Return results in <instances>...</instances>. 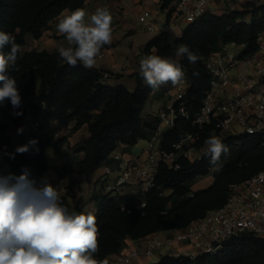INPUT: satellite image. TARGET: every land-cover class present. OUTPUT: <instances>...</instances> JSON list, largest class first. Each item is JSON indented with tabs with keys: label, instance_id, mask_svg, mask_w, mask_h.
<instances>
[{
	"label": "trees",
	"instance_id": "trees-1",
	"mask_svg": "<svg viewBox=\"0 0 264 264\" xmlns=\"http://www.w3.org/2000/svg\"><path fill=\"white\" fill-rule=\"evenodd\" d=\"M85 2L0 0V31L11 34L15 42L23 46L26 34L38 39L42 30L61 12L83 9ZM262 31L264 4L246 2L242 9L205 14L187 25L182 35L174 39V44L187 45L199 57L194 64L189 63L186 55L178 60L189 81L186 95L189 112L199 108L208 88L205 56L217 49L220 41L242 43L243 53H251L256 49V36ZM9 50L10 46H6L3 51ZM169 52L170 42L161 34L151 37L142 49L143 56L163 57ZM194 72L199 75L194 76ZM7 74L17 81L22 98L21 108L14 111L23 114L11 118L17 122L28 109L30 124L28 134L16 147L6 142L0 150V177L11 178L12 184L16 183V177L26 173L33 187L39 189L48 169L45 147L52 144L56 150L60 149L67 136L54 138L53 134L72 121L70 133L87 124L89 136L78 148L83 157L77 161L75 169L70 164L52 166L59 178L75 172L89 181L119 145H131L147 137L145 129L150 127L142 121L141 114L152 88L139 73L133 75L135 87L129 90L123 84H108L103 72L96 68L86 69L79 62L76 67H69L56 51L28 49L17 53L16 62L9 66ZM47 121L55 124L49 135L42 127ZM190 130L188 121L177 118L173 128L164 133L161 146L170 149ZM238 139L239 144L234 143L233 137L222 140L228 151L217 161L219 171L214 170L216 166L211 163L210 154L200 160L183 159L178 170L160 164L153 186L143 196L145 206L142 209H137L136 199L128 195L96 194L97 209L93 215L99 229V250L95 257L106 261L108 255L120 250L126 238L137 240L156 231L183 228L205 212L221 206L229 184L241 182L264 168V146L260 139L252 135H241ZM32 140L36 143L30 144ZM24 145H28L27 152H16L17 147ZM209 172L213 177L210 185L190 189L196 177ZM165 190L169 192L165 193ZM21 192L31 195L28 188H22ZM60 199L68 208L66 199ZM149 264H264V239L250 232H241L232 237L217 255L200 254L193 260L164 255Z\"/></svg>",
	"mask_w": 264,
	"mask_h": 264
},
{
	"label": "built area",
	"instance_id": "built-area-1",
	"mask_svg": "<svg viewBox=\"0 0 264 264\" xmlns=\"http://www.w3.org/2000/svg\"><path fill=\"white\" fill-rule=\"evenodd\" d=\"M213 1L170 0L164 3L159 0L155 9L143 8L137 17L151 35L169 38L172 34L176 39L187 25L211 13L208 6ZM218 1L223 2L220 7L223 11L242 9L246 2L264 4V0ZM160 12L164 13L163 19H159ZM174 39L170 51L175 46ZM243 48L242 43L220 41L218 48L205 56L209 82L197 110L189 112L186 109L189 87L186 75L182 84L172 87L170 101L152 117L141 148L142 157L125 158L122 152L114 150L110 155L114 166L105 164L103 168L105 177L100 181L101 193L134 197L135 207L142 209L145 206L143 196L153 186L157 167L164 164L178 170L183 159L200 160L207 153L205 140L210 135H216L221 141L233 137L235 144H239V136L252 135L264 146V31L256 36L255 51L244 54ZM101 56L102 53L98 57ZM177 118L188 121L191 130L167 150L161 146L163 135L173 128ZM44 185L42 180L38 187ZM134 185L140 186L136 193L131 188ZM52 186L59 194L67 192L66 186ZM96 209L97 204L90 212L94 214ZM241 232L264 239V168L241 182L229 184L221 206L205 212L183 228L156 231L135 240L132 247L117 252L114 260L107 264H133L138 257H152L163 248L168 250L164 255L189 260L205 253L217 255ZM175 244H185L189 249H175Z\"/></svg>",
	"mask_w": 264,
	"mask_h": 264
},
{
	"label": "clouds",
	"instance_id": "clouds-1",
	"mask_svg": "<svg viewBox=\"0 0 264 264\" xmlns=\"http://www.w3.org/2000/svg\"><path fill=\"white\" fill-rule=\"evenodd\" d=\"M112 22L106 6L98 7L90 17L82 8L63 15L56 25L67 43L57 50L60 58L69 67H76L79 62L86 69L93 68L101 49L112 43ZM6 46H10L8 52L3 51ZM19 51L15 38L0 31V106L10 102L14 110L21 108L22 98L17 81L7 73ZM176 54L186 55L192 64L199 59L184 44L177 46ZM139 74L153 90L168 82L178 86L185 77L176 60L154 54L140 59ZM12 114L23 113L13 111ZM23 130V127L17 129L18 134ZM205 145L206 154L211 155V163L216 166L214 170L219 171L217 161L228 151L227 147L214 134L205 140ZM27 151L28 145L16 149L18 153ZM10 180L0 177V264H106L105 260L95 257L99 250V229L93 213L70 211L51 184L37 189L26 173L16 177L15 184ZM22 188L30 189L31 195L22 194Z\"/></svg>",
	"mask_w": 264,
	"mask_h": 264
},
{
	"label": "crops",
	"instance_id": "crops-1",
	"mask_svg": "<svg viewBox=\"0 0 264 264\" xmlns=\"http://www.w3.org/2000/svg\"><path fill=\"white\" fill-rule=\"evenodd\" d=\"M158 2L159 0H86L83 9L88 14V17H90V15L94 13L98 7L105 6L109 9L113 17L112 43L110 45H105L101 49L100 53H102V56L97 57L96 65L93 67L103 72L105 81L108 84H123L129 90L134 89L135 77L133 75L139 73V61L143 57V46L154 35H151L148 32H146L147 34L141 32L139 29L133 26L131 20L133 17L136 18L138 16L141 8L155 9L158 5ZM222 4L223 2L215 0L209 4L208 8L210 5H213L215 8V13L213 14H221L224 12L223 9H220ZM70 13V11L64 10L61 12V14L51 20L42 30V34L38 39H34L29 34H26L25 44L28 42L32 44V47L29 49L47 50L49 52H58L57 50L60 46H67L64 36H62L57 31L56 25L58 20L62 18L63 15H68ZM177 46L178 44H175L173 51H170L168 55L163 57H170L178 62L182 55L177 56ZM172 87L173 85L166 83L162 84L157 90L152 89L150 92L141 114L142 121L147 126H150L154 113L159 108L164 107L165 104L167 105L170 101L173 90ZM6 104L7 103H5L4 106ZM73 123L74 121L70 122L69 129L62 128L53 134L54 138L66 135L67 139L58 150H56L53 145L50 144L53 147V153L50 156L51 162H48V158L46 156L48 169L43 174V181L45 184H59L61 187L66 186L67 192L61 193L59 196L60 198L64 197L66 199V202L69 205L68 209L70 211L72 209L73 201H76L79 197H83V199H85L86 193L88 191L90 192V190H88V184H93L91 179L88 181L84 175L77 174L75 172L69 173L64 177L59 178L52 169V166L54 165L61 166L63 164H70L75 169L77 161L83 157V152L79 151L78 148L83 145V141L89 136L88 126L87 124H84L77 131L70 133V127ZM29 125L24 122L22 124L24 130L19 134L17 129L20 127H17L15 131L13 127L2 130L0 135V150L6 142L11 143L12 147H16L20 143L21 139L28 134ZM54 126L55 124L52 121H47L42 124V127L47 135L50 134V131ZM147 131L148 129L146 127V134H148ZM139 140L143 141L144 143V139ZM136 143L131 145H119L115 151L122 152L123 157L125 158L142 157L140 153L141 146L140 148L136 149ZM62 158H65V160ZM104 163L109 166H114V162L110 156L107 157ZM83 182H86L85 186L87 189H82L81 186ZM131 188L135 190L134 193H136L140 186L134 185L131 186ZM89 192L88 195H90ZM71 195L74 197H71ZM93 200L95 201L94 197L90 199V202ZM134 244L135 240L126 238L123 240L121 248L118 252H123L127 248L132 247ZM174 247L175 249L179 250L189 249V246L185 244H175ZM167 251V249H162L161 251L157 252V259L155 260L158 261ZM115 255L116 253L108 255L106 262L111 263L114 260ZM151 261L152 257L146 258L144 256H140L133 262V264H149Z\"/></svg>",
	"mask_w": 264,
	"mask_h": 264
},
{
	"label": "rangeland",
	"instance_id": "rangeland-1",
	"mask_svg": "<svg viewBox=\"0 0 264 264\" xmlns=\"http://www.w3.org/2000/svg\"><path fill=\"white\" fill-rule=\"evenodd\" d=\"M141 10H142V8H141ZM141 10H140V12H141ZM209 11L211 13H215V8H214L213 5H210ZM163 18H164V13L160 12L159 19H163ZM141 21L142 20L140 18H138V17L134 18L133 17L132 20H131V23L133 24L134 27L139 29L141 32L146 33L147 30L145 29V27H144V25L142 24ZM174 38H175V36L171 34L169 36V38H168V41L171 43ZM31 47H32V44H30L28 42L25 45L20 46V51L19 52H24V50H28ZM168 84H171V82H168ZM24 103L26 104V100H25ZM165 106H166V104H165ZM13 111H14V109L12 108L10 102H7V104L5 106H3V107L0 106V135L2 133L1 131L2 130H6L7 128L13 127L14 131L16 130L17 127L21 128L22 124L24 122H26L29 125V110L28 109L26 110L25 114L15 123H14V121L11 118ZM147 132H149V130ZM146 136H148V134H146ZM140 146L142 148L144 146V143H143V141L138 140L136 145H135V148L138 149V148H140ZM45 151H46V156L48 158V162L50 163L51 162V157L50 156L53 153V147L50 144H48L45 147ZM141 155H142V153H141ZM104 165H105V163L103 162L101 164V166L97 170H95V172L90 177V179L93 181L92 185L88 184V190H90V192L89 191L88 192H89L90 195H88V192H87L85 199H83V197H79L76 201H73L72 209H75V211H77L78 213L79 212H83V213L87 214L88 212H90L95 207L96 201L93 200L92 202H90V199L92 197H94L96 194L101 192L99 190L100 189L99 185L101 184L100 181L103 180V178L105 177V175L103 174ZM212 179H213V177H212L211 172H209V173H207L205 175H202V176H198L191 182L190 189L191 190H196V189L205 188L208 185H210V183L212 182ZM85 185H86V182H83V184L81 186L82 189H87ZM168 192H169V190H165V193H168ZM71 197H74V196L71 195ZM72 209H71V211H72ZM156 255H157V253L152 256V261L150 263H155L156 262V260H155V259H157Z\"/></svg>",
	"mask_w": 264,
	"mask_h": 264
}]
</instances>
